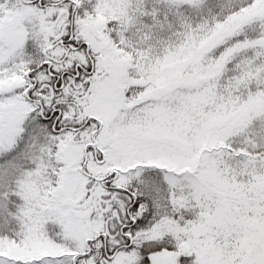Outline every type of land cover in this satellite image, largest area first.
I'll list each match as a JSON object with an SVG mask.
<instances>
[{"label":"snow or ice","instance_id":"1","mask_svg":"<svg viewBox=\"0 0 264 264\" xmlns=\"http://www.w3.org/2000/svg\"><path fill=\"white\" fill-rule=\"evenodd\" d=\"M0 264H264V0H0Z\"/></svg>","mask_w":264,"mask_h":264}]
</instances>
